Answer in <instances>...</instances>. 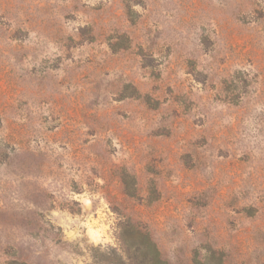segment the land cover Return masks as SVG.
I'll return each instance as SVG.
<instances>
[{
  "label": "rangeland",
  "instance_id": "obj_1",
  "mask_svg": "<svg viewBox=\"0 0 264 264\" xmlns=\"http://www.w3.org/2000/svg\"><path fill=\"white\" fill-rule=\"evenodd\" d=\"M140 231L264 264V0H0V264Z\"/></svg>",
  "mask_w": 264,
  "mask_h": 264
},
{
  "label": "trees",
  "instance_id": "obj_2",
  "mask_svg": "<svg viewBox=\"0 0 264 264\" xmlns=\"http://www.w3.org/2000/svg\"><path fill=\"white\" fill-rule=\"evenodd\" d=\"M138 233L140 238L135 237L130 232L121 235L126 260L124 262L120 260L119 262L121 264H133L137 260L136 264H169L162 257L151 236L143 231Z\"/></svg>",
  "mask_w": 264,
  "mask_h": 264
},
{
  "label": "clouds",
  "instance_id": "obj_3",
  "mask_svg": "<svg viewBox=\"0 0 264 264\" xmlns=\"http://www.w3.org/2000/svg\"><path fill=\"white\" fill-rule=\"evenodd\" d=\"M93 223H96V222H93ZM89 227L91 228V225H89Z\"/></svg>",
  "mask_w": 264,
  "mask_h": 264
}]
</instances>
